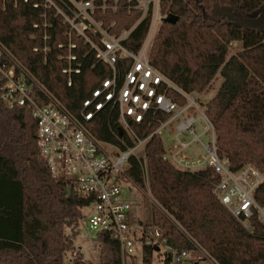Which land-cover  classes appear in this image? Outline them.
<instances>
[{"label":"trees","instance_id":"obj_1","mask_svg":"<svg viewBox=\"0 0 264 264\" xmlns=\"http://www.w3.org/2000/svg\"><path fill=\"white\" fill-rule=\"evenodd\" d=\"M103 1L94 0L95 19L114 25L117 33L129 30L142 15L134 8L135 0H106L105 11ZM215 5L251 15L264 0H161L164 14L178 17V22L162 25L150 62L189 94L203 95L218 76L222 78L219 91L206 104L218 151L234 172L248 165L264 172V32L237 28L225 15L215 13ZM58 8L71 16L74 4L0 0V42L69 113L79 117L83 102L109 71L97 63L82 38L68 35L70 27ZM150 23L147 17L133 31L134 48L143 43ZM234 44L240 50L231 55ZM70 56L77 57L74 64L80 65V74L63 73ZM86 126L103 143L121 149L126 148L124 140L133 145L126 134L120 136L114 114L102 112ZM37 128L27 108H9L0 93V264H64L66 253L75 247V228L91 203L52 176L39 150ZM156 128L144 124L134 130L145 139ZM145 153V166L133 158L128 173L140 189H149L158 204L151 207L153 224L170 244L189 248L191 238L221 264H264V224L255 213L247 230L221 204L214 193L219 177L213 170L180 171L164 161L160 135L148 142ZM255 199L264 208V184ZM166 211L178 218L182 229ZM97 240L109 255L102 257V264H122L112 234L98 233ZM153 259V248H144L140 264H153ZM74 264L92 263L77 253Z\"/></svg>","mask_w":264,"mask_h":264},{"label":"built area","instance_id":"obj_2","mask_svg":"<svg viewBox=\"0 0 264 264\" xmlns=\"http://www.w3.org/2000/svg\"><path fill=\"white\" fill-rule=\"evenodd\" d=\"M71 1L74 4L71 16L57 9L70 27L68 35L82 38L97 63L109 71L83 102L79 117L69 113L0 42L1 99L9 108L25 107L30 111L38 126L41 156L52 176L63 179L69 190L91 200L89 227L116 238L122 264L142 263L144 248L148 247L154 251L153 264L154 260L159 264H221L195 240L189 238V248L170 244L159 226L137 219L133 201L140 188L129 176L131 161L133 158L144 161V167L148 142L170 130L175 145L164 144L163 160L180 171L213 170L219 177L214 188L216 197L247 230L251 229L250 220L255 213L264 224V210L255 199L264 184V172L251 165L232 171L229 159L218 151L216 128L201 95L186 93L152 66L150 48L168 17L162 13L161 0H135L134 8L143 16L135 26L121 33L115 32L113 25L106 26L95 19L94 0ZM103 4L101 10L105 11L106 0ZM147 17L151 21L148 33L136 49L130 37ZM68 62L69 67L63 73L80 74V65L74 64L77 57L70 56ZM102 112L117 117L119 129L133 145L124 140L126 148L121 149L99 141L90 133L86 124ZM144 124L157 128L141 139L134 127ZM193 146L200 147L204 155L194 158L184 155ZM166 212L182 229L176 217Z\"/></svg>","mask_w":264,"mask_h":264},{"label":"rangeland","instance_id":"obj_3","mask_svg":"<svg viewBox=\"0 0 264 264\" xmlns=\"http://www.w3.org/2000/svg\"><path fill=\"white\" fill-rule=\"evenodd\" d=\"M116 10V7H114ZM162 10V9H161ZM164 14V12L162 11ZM143 14L141 15V17ZM139 18V20L141 19ZM168 18V17H167ZM137 20V23L139 22ZM99 21V20H98ZM102 22V21H101ZM137 23H135L133 26H135ZM164 24V22H163ZM111 26V25H110ZM114 26V25H113ZM162 25L160 26L161 30ZM132 28V27H131ZM130 28V29H131ZM159 30V32H160ZM157 32L155 35L156 38L159 34ZM155 38V37H154ZM156 38L153 40V44L156 40ZM153 47V46H152ZM240 50V45L239 44H234L231 45L230 48V54L233 55L237 53V51ZM151 51L152 49L150 48V56H151ZM222 78L219 76L215 79V81L212 83V88L207 91L205 94L201 95L202 100L205 103H208L211 101L214 96L217 94L219 91L221 85H222ZM161 137L163 138V143L166 145H175V138H174V133H172L170 130L163 131L161 133ZM184 155L190 156L194 158L195 156H203L204 151L198 147V146H193L192 148L186 150L184 152ZM134 202V211H136V214L139 216L137 219L142 220L145 224L147 225H153L154 219H152V213H151V207L153 205H158L152 195L150 194L149 189L146 187L145 190L138 189L136 194H135V201ZM264 210V208H263ZM92 215V210L90 208H85L83 210V219L79 222V225L75 228V231L77 232V236L75 239V247L72 251L67 252L65 255V260L64 264H74L75 256L77 253H80L83 256V259L85 261H89L92 264H102L103 258L106 257L108 254V251H106V248L103 247V245L98 242L97 240V232L92 231L89 227V221L88 218ZM178 220V218L176 217ZM152 223V224H151ZM66 234L69 235L71 234L70 229H66ZM137 249L139 250L140 247L138 246ZM105 251V252H104ZM109 256V255H107ZM139 263V261H136ZM154 264H159L158 260H154Z\"/></svg>","mask_w":264,"mask_h":264},{"label":"water","instance_id":"obj_4","mask_svg":"<svg viewBox=\"0 0 264 264\" xmlns=\"http://www.w3.org/2000/svg\"><path fill=\"white\" fill-rule=\"evenodd\" d=\"M215 13L219 12L225 15L230 22L237 28L253 29L257 32H264V6L257 12L251 15H246L242 12H234L230 7H219L215 5ZM178 22V17L170 15L164 20L166 24L175 25ZM120 136H123V130L119 129Z\"/></svg>","mask_w":264,"mask_h":264}]
</instances>
